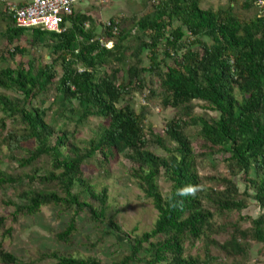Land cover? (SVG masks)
Returning a JSON list of instances; mask_svg holds the SVG:
<instances>
[{"label": "trees", "instance_id": "trees-1", "mask_svg": "<svg viewBox=\"0 0 264 264\" xmlns=\"http://www.w3.org/2000/svg\"><path fill=\"white\" fill-rule=\"evenodd\" d=\"M236 1L213 9L204 8V0H154L141 16L118 15L108 23L74 10L65 17L70 25L54 32L19 27L0 0V205L14 207L13 221L45 206L72 210L55 235L68 245L81 212L104 233L129 240L128 253L111 263L62 250L39 259L249 264L250 240L264 248V5L244 18ZM255 1L242 8L251 10ZM35 50H48L51 59ZM49 91L52 105H36ZM136 93L147 101L140 111ZM154 101L175 110L164 135L147 128ZM53 105L76 128L91 118L101 122L91 137L78 138L71 126L47 119ZM199 105L204 112H196ZM6 119L13 125L4 134ZM120 154L158 211L152 228L133 238L110 212L108 186H96L84 171L96 157L109 177ZM218 154H228L227 172L201 175L203 159ZM4 156L20 171L9 172ZM253 203L258 216L247 211ZM8 219L0 214V261L24 264L6 247L14 231ZM222 233L225 241L217 238ZM197 242L203 248L192 253Z\"/></svg>", "mask_w": 264, "mask_h": 264}, {"label": "rangeland", "instance_id": "rangeland-1", "mask_svg": "<svg viewBox=\"0 0 264 264\" xmlns=\"http://www.w3.org/2000/svg\"><path fill=\"white\" fill-rule=\"evenodd\" d=\"M28 0H2L8 4V6H14L21 2ZM148 1L146 5L145 2ZM231 0H204V8L218 9L221 6H227ZM246 0H237L234 5L236 6V13L244 18H252L258 12L261 6H258L257 0L255 6L251 10L242 8ZM250 1V0H248ZM154 0H110L104 5H96L92 3L98 15L101 16L103 23H108L110 18L120 15L132 16L148 12L153 5ZM98 3V2H97ZM100 4V3H99ZM77 10V9H76ZM100 19V17H98ZM4 27V26H3ZM2 28V27H1ZM0 42V48H1ZM38 55H44L48 61L51 59L48 50L34 51ZM40 100L36 101V105H43L45 100V106L50 107L54 100L53 91H49L41 95ZM135 108L140 111L143 105L147 104L145 97L140 94H135ZM125 104L122 103V105ZM151 107V113L148 115L147 128L154 129L161 135L165 134V128L167 122L175 116V110L173 108H164L159 102L154 101L149 104ZM58 105H53L47 111V119L53 120L56 125L63 126L65 123L73 130H77L78 138H89L94 134V129L101 122L100 118H91L85 125H81L76 128L75 124H71L61 112L58 110ZM196 112H204V109L199 105ZM212 113L211 111H208ZM69 114V113H68ZM0 112V117H1ZM12 120L6 119V130L12 126ZM198 149H200L197 143ZM160 154H165V151L161 148H156ZM3 155L7 154V148L3 147ZM2 155V156H3ZM228 154H218L210 158H204L200 164V174L203 176L227 172V164L225 158ZM3 166L8 169L9 172L17 173L20 168L16 163L8 161L7 156L3 157ZM129 160L120 154L116 160L111 162L109 177L104 175L100 165L97 162V158L91 159L85 166V174L92 179L96 186L101 187L103 185L109 188V205L110 212L115 213L117 220L122 228L129 233L130 238L142 235L144 232L150 230L155 223L158 215V211L155 209L151 199H148L138 184L129 175ZM160 183L164 191H168L169 184L162 178ZM250 214L258 216L260 208L256 204H251L247 210ZM14 212V207L0 205V214L9 216L8 223L14 228L13 236L6 242V247L14 254L23 258L24 264H53L52 260L39 259L40 253L49 250H62L64 252H71L79 256L92 255L97 257L104 263H111L115 260H119L123 255L127 254L129 249V240L127 236H119L117 234H106L102 227L88 220L86 214L81 212L77 215V232L73 235V243L68 245L63 242H59L55 235L56 232L65 228L72 215L73 211L69 210L61 212L59 207L45 206L42 211L35 216H20L18 221H13L11 214ZM251 223H244V227L249 226ZM228 237L227 233L217 235V238L221 241H225ZM1 238V236H0ZM251 248L248 256L249 264H264V248L261 243H257L254 240H250ZM203 248V242H197L196 246L191 249L192 253L201 252ZM0 264H4L0 261ZM134 264H144L143 262H136Z\"/></svg>", "mask_w": 264, "mask_h": 264}, {"label": "built area", "instance_id": "built-area-1", "mask_svg": "<svg viewBox=\"0 0 264 264\" xmlns=\"http://www.w3.org/2000/svg\"><path fill=\"white\" fill-rule=\"evenodd\" d=\"M82 1L85 0H32L22 6H10V13L19 27L62 32L65 30V17L71 15ZM93 1L104 4L110 0ZM257 4L263 6L264 0H257ZM112 45V42L108 44Z\"/></svg>", "mask_w": 264, "mask_h": 264}, {"label": "crops", "instance_id": "crops-1", "mask_svg": "<svg viewBox=\"0 0 264 264\" xmlns=\"http://www.w3.org/2000/svg\"><path fill=\"white\" fill-rule=\"evenodd\" d=\"M30 1H32V0H28V1H24V2H30ZM112 1V0H111ZM110 2V1H109ZM22 3V2H21ZM92 3H94V4H96V5H98V6H102V5H104V4H99V3H97V2H95V1H93V0H85V1H82V2H80V3H78L76 6H75V10L77 9V10H80V11H82V12H84V13H87V14H90V15H92V16H94V17H100V19H102L101 18V16L100 15H98L97 14V12L95 11L96 9H94V7L92 6L91 8H90V5L92 4ZM113 18V17H112ZM111 19V18H110ZM110 21V20H109ZM70 25V23L69 22H67L66 23V26H69Z\"/></svg>", "mask_w": 264, "mask_h": 264}]
</instances>
